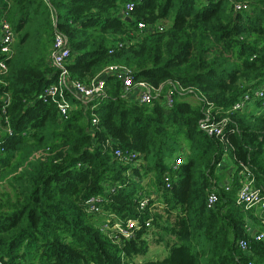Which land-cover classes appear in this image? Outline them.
I'll use <instances>...</instances> for the list:
<instances>
[{"label": "trees", "instance_id": "obj_1", "mask_svg": "<svg viewBox=\"0 0 264 264\" xmlns=\"http://www.w3.org/2000/svg\"><path fill=\"white\" fill-rule=\"evenodd\" d=\"M233 1L247 3V9L235 12ZM241 1L0 0V23L7 21L16 34L13 55L0 53L8 66L0 81V125L11 130L0 132V168L17 186L12 200L0 202V264H136L147 254L152 225L160 229L157 243L164 242L163 232L175 241L165 244L163 259L144 264H264V243L245 233L251 210L236 205L241 164L264 193V115L226 113L264 83V0ZM128 2L135 7L126 20L120 12ZM48 6L71 47V79L87 82L115 64L130 68L134 82L163 85L164 91L167 82H178L211 101L220 113L216 120L227 119L221 136L199 128L202 113L194 94H174L171 108L139 105L123 97L111 76L105 98L60 118L58 108L39 97L58 81L46 62L53 41ZM138 23L154 28L140 30ZM213 42L222 54L214 53ZM115 149L135 152L142 164L136 169L114 161ZM227 153L235 166L228 191L215 173ZM199 161L203 168L192 173ZM147 170L153 180L145 191ZM105 184L115 189L104 196L102 209L122 223L134 219L141 225L121 247L93 226L97 216L85 208L86 200L104 195ZM211 193L218 200L207 209ZM144 198L148 206L138 212ZM157 201L168 220L174 214L165 227L151 213ZM242 238L248 251L237 246Z\"/></svg>", "mask_w": 264, "mask_h": 264}, {"label": "built area", "instance_id": "obj_2", "mask_svg": "<svg viewBox=\"0 0 264 264\" xmlns=\"http://www.w3.org/2000/svg\"><path fill=\"white\" fill-rule=\"evenodd\" d=\"M233 10L235 12L246 10L247 6L231 2ZM49 7L51 15V23L53 27V41L48 51L46 62L49 68L54 70L57 74V85L46 87L40 94V98L44 103H53L58 108V115L62 119H67L70 112V104L67 102V98L73 100V103H82L86 107L94 100H100L107 96V87L105 80L111 76L116 82L119 83L123 97L128 98L130 93H136L135 101L139 105H151L154 102H160L166 108H171L174 104V94L185 95L194 94V98L200 105L202 117L199 120V128L205 131L208 135H214L220 137L222 134V127L226 123L227 119L221 118L216 120L218 109L214 107L211 101L207 100L202 94L195 95V90L191 87L184 88L178 82H167L169 88L164 91L163 85L153 87L145 82H134L133 72L130 68L124 65H109L102 69L94 78L87 82H79L71 79L66 65L67 60L71 56V47L67 37L57 28L55 11ZM135 4L128 2L125 4L120 12L122 19H130V14L133 12ZM138 29L151 31L153 26H145L143 23L137 24ZM159 31H162L161 26L156 27ZM16 40V34L7 21L0 23V53L9 59L14 53V44ZM8 72V66L5 61H0V81ZM9 96L6 95V101L8 102ZM92 109V106L90 107ZM220 111V110H219ZM252 112L255 115H264V83L260 84L250 91L243 94L229 109L228 113L232 112ZM98 123V119L92 116L91 125L95 126ZM0 132L11 135L9 126L2 127L0 125ZM221 142L225 140L221 139ZM40 157L39 153L33 155L34 159ZM112 157L114 161L120 164L132 165L133 168L138 169L142 164V161L138 159V155L133 151H121L115 149L112 151ZM32 160V158H31ZM181 165V159H177L173 167L176 168ZM128 177H131L127 173ZM237 180L239 188L236 194V205L242 207L244 210H256L259 214L264 215V193L262 189L255 186L254 178L246 165L241 164L240 168L236 169ZM234 172L232 174V179ZM133 180L137 183L141 181L136 177ZM140 181V182H139ZM166 188L169 187L168 177L164 178ZM230 183L224 184L226 191L230 190ZM106 191L104 195L94 196L86 200L85 208L88 214L99 215L105 219L102 228L99 230L103 235L108 237L115 245L121 247L125 241L134 238L135 232L141 229V225L137 220L127 219L125 223L119 221L115 216L109 214L102 209L103 203L106 201L104 197L107 193H110L115 189L108 184H105ZM120 188V187H118ZM152 198L157 199V196L153 195ZM217 196L213 193L209 194L206 198V208L214 209L217 203ZM149 203L148 198H144L139 201L137 205V211H144ZM111 223V224H110ZM261 225L264 226V220H261ZM151 226L150 220L144 224L145 229H149ZM246 235L255 242L264 243V227L258 230H252L249 226L245 229ZM237 246L243 250L248 251L247 239H239ZM137 264H144L138 262Z\"/></svg>", "mask_w": 264, "mask_h": 264}, {"label": "rangeland", "instance_id": "obj_3", "mask_svg": "<svg viewBox=\"0 0 264 264\" xmlns=\"http://www.w3.org/2000/svg\"><path fill=\"white\" fill-rule=\"evenodd\" d=\"M239 1L242 2L241 0H239ZM227 2L230 3V0H227ZM242 4L245 5L247 3H242ZM165 23H166V21H165ZM213 48H214L213 51H214L215 54L216 53H218V54L221 53L222 54V52H223L222 48L220 46H216V44L214 45V42H213ZM224 55L225 54H223L222 57H224ZM227 56H228V60L230 62H233V57L231 56V54H228ZM186 67H188V66H184L181 69L186 68ZM188 99L191 101V103H193V104L195 103V100L194 99H191V97H189ZM220 165H222V166L229 165V166H231L233 168L235 167L233 165V163H232V160H230L228 153L225 156H223V159H222ZM202 168H203L202 161H199L194 166V169H193L192 173L200 172V170ZM220 169H221V167H217L216 170H218V173L220 172ZM227 169L230 170V168H227ZM6 171L7 170H4V169L0 168V202H3V200H7V199H11L12 200L14 193L17 191V186L15 185L14 182H12L10 180V177L12 176V174L10 176H8L7 179H4V173ZM223 171L224 170H222L221 172H223ZM144 177L145 178L142 180V182H143V185L146 184L145 187H144L145 188V191H146L147 189H149L148 188L150 186L149 184H151V182L153 180V173L151 171H148L147 170L146 173H145V175H144ZM137 187H138V185H137ZM161 204H162L161 202L157 201L156 205L153 206V207H151V213L152 214H155V215H160L162 218L160 220H157V222H158V224L160 226L165 227L168 223H170V222L173 221L174 214L170 212L169 220H168L167 219V216L165 214V210H164L165 208L163 209V207H162ZM89 215H91V214H89ZM96 216L97 217L94 216L95 219L92 220V222L94 221L92 224H93V226L96 229L100 230L102 228V226H103L104 221L103 220H98V216L99 215H96ZM150 229H151L150 231H152V232L150 233V231H148V234L149 235H148V241H147L148 244H149L148 245L149 249H148L147 254L145 256H138L134 260V262L136 264L138 262H141V263L152 262L151 259L154 258V257H152V255L155 254V253H156L155 255H157L158 258L159 257H163V256L165 257L166 254H167L166 252H165V255L163 254V252L166 250L165 244L166 243H170L172 241L173 242L175 241L172 237H169L166 233L163 232V234L162 233H160V234L162 235V238H163L162 241H164V242L157 243V240H158V232H159L160 229L159 228H156L155 225H152V227ZM196 238H198V237H196ZM198 241H199V243H201L203 241L202 237Z\"/></svg>", "mask_w": 264, "mask_h": 264}, {"label": "crops", "instance_id": "obj_4", "mask_svg": "<svg viewBox=\"0 0 264 264\" xmlns=\"http://www.w3.org/2000/svg\"><path fill=\"white\" fill-rule=\"evenodd\" d=\"M135 95H136V93H134V92L130 93L127 95V97H128L127 99L133 102L136 99ZM66 100L70 104V108L72 111H75V110L81 109V108H86V106L82 103L77 102V103L71 104V101H73V100H71L69 98H67ZM261 156H262V158L260 159V165L264 169V149H263V154ZM220 164H221V162H220ZM220 164L217 167H221L220 172L222 170H224V171L221 173L220 172L218 173V170H216L217 172L215 171V173H216V176L218 178L217 179L218 184L223 186L224 184H226L228 182L230 183V181H232V174L234 172V168L229 166V165H226L227 166L226 167L225 165L222 166ZM227 168H230V170H228ZM251 215H252L251 218H249L247 220V226H249L252 230L262 229V227H264V226L261 225V220H264V215L259 214L258 211H256V210H251ZM155 254L152 255V257H154L153 259H151L152 262H156L157 260H161L164 258V256L158 258V256ZM163 254L165 255V251L163 252Z\"/></svg>", "mask_w": 264, "mask_h": 264}, {"label": "water", "instance_id": "obj_5", "mask_svg": "<svg viewBox=\"0 0 264 264\" xmlns=\"http://www.w3.org/2000/svg\"><path fill=\"white\" fill-rule=\"evenodd\" d=\"M126 20H129V19H126Z\"/></svg>", "mask_w": 264, "mask_h": 264}]
</instances>
